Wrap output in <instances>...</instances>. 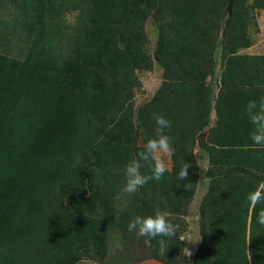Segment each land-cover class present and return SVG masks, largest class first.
Masks as SVG:
<instances>
[{
	"label": "trees",
	"instance_id": "trees-1",
	"mask_svg": "<svg viewBox=\"0 0 264 264\" xmlns=\"http://www.w3.org/2000/svg\"><path fill=\"white\" fill-rule=\"evenodd\" d=\"M245 1L234 0L222 36L224 0H16L30 47L21 63L0 55V264L103 259L112 234H134L127 226L136 216L179 213L197 186V144L210 166L193 264H264V226L256 220L264 203L250 210L247 200L264 190V147L250 139L245 112L264 97V55L239 53L252 43L249 11L264 10V0L243 8ZM83 12L88 24L75 37L67 15ZM148 16L158 27L154 58L143 53ZM217 55L223 71L212 87ZM153 60L164 80L137 120L146 141L156 137L154 114L171 122L174 171L129 196L124 168L144 150L132 145L133 75ZM184 162L192 167L180 180ZM141 163L151 175L152 162ZM73 187L64 203L44 204ZM173 217L178 232L164 238L163 255L160 238L146 237L150 256L165 264H180L184 250Z\"/></svg>",
	"mask_w": 264,
	"mask_h": 264
},
{
	"label": "rangeland",
	"instance_id": "rangeland-1",
	"mask_svg": "<svg viewBox=\"0 0 264 264\" xmlns=\"http://www.w3.org/2000/svg\"><path fill=\"white\" fill-rule=\"evenodd\" d=\"M16 0H0V55L9 58L12 61L21 63L25 60L28 53L30 43L25 38V31L23 27L18 25L20 22L19 10L16 6ZM252 0H246L242 3V7H251ZM249 23L247 26V35L252 41V53H262L264 51V10L249 11ZM68 21L73 23L75 37H78L82 30L88 24L87 14L85 12L80 15L68 14ZM78 21V22H77ZM77 22V23H76ZM145 33V44L143 45V53L146 56L154 58L156 47V39L158 35V27L151 16H148L143 24ZM62 53L66 58H69L73 50L70 43L65 44ZM240 54L241 51L239 52ZM220 57L217 55V69L216 74L208 79L212 87L218 84L222 75L223 68L220 66ZM133 77L139 82V86L135 87L133 93V124L135 126L136 134L133 140V147L145 145L147 143L146 133L139 125L137 120L138 112L157 92L164 80V72L162 67L156 60H153V66L150 70H137ZM214 113H212L210 126L215 124ZM150 139V138H149ZM164 162L169 166V172L174 171V162L172 156L160 154ZM194 157L198 166V182L193 193H185V209L180 212L171 214V217L176 219L183 232L180 234L185 240H181L184 244V250L181 253L180 264H193V256L200 244V214L206 207L204 204L205 186L208 183L206 171L210 166L208 155L204 152L203 148L197 144L194 147ZM206 166V171L204 167ZM49 195V194H48ZM48 195L44 198V204L49 207L55 208L59 202L64 203L69 197H74V187L70 190L63 189L57 190L56 195L52 198ZM121 209L126 205H120ZM35 222L37 219L34 220ZM108 251L103 259H89L82 257L76 264H165L150 256L151 251L147 249L148 240L146 237L137 238L134 234L130 237L124 238L123 235L119 236L118 233L112 234L108 239ZM43 240L42 242H44ZM31 247L36 250L37 245ZM185 248L191 253V257L186 256ZM11 264H16L12 262Z\"/></svg>",
	"mask_w": 264,
	"mask_h": 264
},
{
	"label": "clouds",
	"instance_id": "clouds-1",
	"mask_svg": "<svg viewBox=\"0 0 264 264\" xmlns=\"http://www.w3.org/2000/svg\"><path fill=\"white\" fill-rule=\"evenodd\" d=\"M245 112L250 123L254 126V130L250 134V139L254 145L264 147V97H261L259 102L252 100L246 105ZM153 119L156 123V137L151 138L144 145V150L138 153L139 159L129 161L124 168L125 183L122 192L131 196L138 193L147 183L152 180H161L165 173L168 172L169 166L161 158L160 154L172 156L175 153L173 146L174 138L165 134V130H170L171 122L163 115L154 114ZM248 145H245L247 148ZM152 162L151 175H145L141 172L144 163ZM192 163L184 162L178 172L180 180H187L189 170ZM206 171V166L204 167ZM191 185H185L190 187ZM250 210L255 208L257 204L264 203V190L257 189L250 192L247 196ZM171 214L166 211L157 209L154 215L136 216L127 226L129 233H135L137 238L148 237L151 239L160 238L157 242L160 246V253L163 255L166 252L167 244L164 238L176 237L179 226L171 222ZM257 223L264 226V209L257 215ZM181 240H185L181 237ZM186 256L191 257L192 253L185 248Z\"/></svg>",
	"mask_w": 264,
	"mask_h": 264
},
{
	"label": "water",
	"instance_id": "water-1",
	"mask_svg": "<svg viewBox=\"0 0 264 264\" xmlns=\"http://www.w3.org/2000/svg\"><path fill=\"white\" fill-rule=\"evenodd\" d=\"M234 0H224L222 6V15H221V22H222V36H224L226 31V26L229 22V16L232 12Z\"/></svg>",
	"mask_w": 264,
	"mask_h": 264
},
{
	"label": "crops",
	"instance_id": "crops-1",
	"mask_svg": "<svg viewBox=\"0 0 264 264\" xmlns=\"http://www.w3.org/2000/svg\"><path fill=\"white\" fill-rule=\"evenodd\" d=\"M252 45L250 47L242 50L241 53L242 54H247V55H264V51L262 53H252V52H249V50H252V47H253Z\"/></svg>",
	"mask_w": 264,
	"mask_h": 264
}]
</instances>
